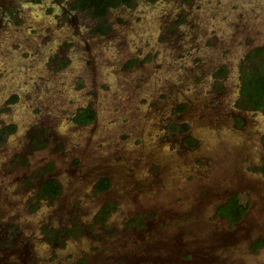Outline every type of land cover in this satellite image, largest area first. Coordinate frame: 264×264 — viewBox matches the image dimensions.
I'll list each match as a JSON object with an SVG mask.
<instances>
[{
	"label": "rangeland",
	"instance_id": "obj_1",
	"mask_svg": "<svg viewBox=\"0 0 264 264\" xmlns=\"http://www.w3.org/2000/svg\"><path fill=\"white\" fill-rule=\"evenodd\" d=\"M74 1L0 0V264H264V114L238 105L264 0H134L107 35Z\"/></svg>",
	"mask_w": 264,
	"mask_h": 264
},
{
	"label": "trees",
	"instance_id": "obj_2",
	"mask_svg": "<svg viewBox=\"0 0 264 264\" xmlns=\"http://www.w3.org/2000/svg\"><path fill=\"white\" fill-rule=\"evenodd\" d=\"M133 2L134 0H75L71 7L74 11L90 15L93 20L97 21L94 31L107 35L111 31L110 23L107 20L108 15L113 11L132 5ZM240 73L241 87L238 105L241 108L264 114V48L250 52L243 62ZM15 99L13 98L12 101ZM95 119V112L88 108L78 112L75 122L79 125H87L93 123ZM181 129L185 131L187 128L182 126ZM6 130L0 131V143ZM261 170L264 172V167ZM96 189L98 192L108 191L110 189V179L107 177L101 178L97 182ZM61 191L62 186L57 180L46 179L38 190L37 199L51 202L59 197ZM115 208V203H108L100 213L101 220H104ZM247 208L248 205L242 204L236 195L220 204L217 213L230 224H234L243 219ZM263 244L264 240L258 243V245Z\"/></svg>",
	"mask_w": 264,
	"mask_h": 264
},
{
	"label": "flooded vegetation",
	"instance_id": "obj_3",
	"mask_svg": "<svg viewBox=\"0 0 264 264\" xmlns=\"http://www.w3.org/2000/svg\"><path fill=\"white\" fill-rule=\"evenodd\" d=\"M88 125V124H87ZM48 179H53V178H48ZM46 180V179H45ZM56 180V179H55ZM44 181V180H43ZM43 181L40 183V185H39V187H38V190H39V188H40V186H41V184L43 183ZM58 181V180H57ZM59 182V181H58ZM60 183V182H59ZM38 190H37V194L36 195H38ZM110 190V189H109ZM108 190V191H109ZM108 191H106V192H99V193H107ZM61 193H62V191H61ZM61 195V194H60ZM60 195H59V197H60ZM59 197H57L56 199H54L53 201H46V200H38V201H46V202H48V203H54ZM36 198H37V196H36ZM231 199V198H230ZM229 200V199H228ZM227 200V201H228ZM224 202H226V201H224ZM222 204V203H221ZM107 204H105L100 210H99V212L97 213V215H96V218H95V221L97 222V223H99V224H103V223H105L107 220H108V218L110 217V215L114 212V211H111L110 213H109V215L108 216H106V218L104 219V220H101V212H102V210L104 209V207L106 206ZM117 206V205H116ZM247 211H248V209H247ZM247 211L245 212V215H244V217H243V219L245 218V216H246V214H247ZM243 219L240 221V222H238V223H234V224H230L228 221V223L230 224V225H239V224H242V221H243ZM137 225H140V224H137Z\"/></svg>",
	"mask_w": 264,
	"mask_h": 264
}]
</instances>
